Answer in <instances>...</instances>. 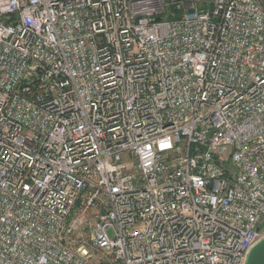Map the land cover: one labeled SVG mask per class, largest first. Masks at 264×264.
<instances>
[{"label":"built area","instance_id":"obj_1","mask_svg":"<svg viewBox=\"0 0 264 264\" xmlns=\"http://www.w3.org/2000/svg\"><path fill=\"white\" fill-rule=\"evenodd\" d=\"M263 236L264 0H0V264H245Z\"/></svg>","mask_w":264,"mask_h":264},{"label":"water","instance_id":"obj_2","mask_svg":"<svg viewBox=\"0 0 264 264\" xmlns=\"http://www.w3.org/2000/svg\"><path fill=\"white\" fill-rule=\"evenodd\" d=\"M245 264H264V236L251 248Z\"/></svg>","mask_w":264,"mask_h":264},{"label":"trees","instance_id":"obj_3","mask_svg":"<svg viewBox=\"0 0 264 264\" xmlns=\"http://www.w3.org/2000/svg\"><path fill=\"white\" fill-rule=\"evenodd\" d=\"M177 15V14H176Z\"/></svg>","mask_w":264,"mask_h":264}]
</instances>
